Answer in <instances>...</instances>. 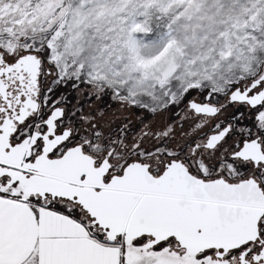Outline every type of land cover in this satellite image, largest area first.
<instances>
[{
	"label": "snow or ice",
	"instance_id": "obj_1",
	"mask_svg": "<svg viewBox=\"0 0 264 264\" xmlns=\"http://www.w3.org/2000/svg\"><path fill=\"white\" fill-rule=\"evenodd\" d=\"M0 264H264V0H0Z\"/></svg>",
	"mask_w": 264,
	"mask_h": 264
},
{
	"label": "rangeland",
	"instance_id": "obj_2",
	"mask_svg": "<svg viewBox=\"0 0 264 264\" xmlns=\"http://www.w3.org/2000/svg\"><path fill=\"white\" fill-rule=\"evenodd\" d=\"M85 103L86 105L90 104L94 108H97V109H107L109 105H111V110H115L119 107L118 104L111 102L107 99H103V100L91 99V100L86 101Z\"/></svg>",
	"mask_w": 264,
	"mask_h": 264
}]
</instances>
